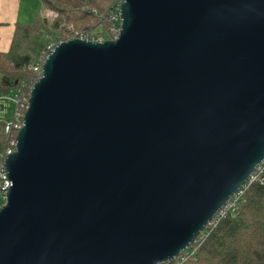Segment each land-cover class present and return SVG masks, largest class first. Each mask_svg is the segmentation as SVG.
Returning <instances> with one entry per match:
<instances>
[{
  "label": "water",
  "instance_id": "95a60500",
  "mask_svg": "<svg viewBox=\"0 0 264 264\" xmlns=\"http://www.w3.org/2000/svg\"><path fill=\"white\" fill-rule=\"evenodd\" d=\"M35 82L0 264H160L264 163V0H125Z\"/></svg>",
  "mask_w": 264,
  "mask_h": 264
},
{
  "label": "trees",
  "instance_id": "16d2710c",
  "mask_svg": "<svg viewBox=\"0 0 264 264\" xmlns=\"http://www.w3.org/2000/svg\"><path fill=\"white\" fill-rule=\"evenodd\" d=\"M33 24L18 23L8 51H0V95L18 92L30 82L46 46L71 30H100L106 38L119 26L107 13L108 0H41ZM57 12L49 21L44 13ZM97 30V31H99ZM4 121L0 120V152L6 146ZM245 189L234 214L209 229L206 238L184 252V264H264V172Z\"/></svg>",
  "mask_w": 264,
  "mask_h": 264
},
{
  "label": "built area",
  "instance_id": "2783aa9c",
  "mask_svg": "<svg viewBox=\"0 0 264 264\" xmlns=\"http://www.w3.org/2000/svg\"><path fill=\"white\" fill-rule=\"evenodd\" d=\"M125 0H108L109 2V9L108 14L110 15L111 19L114 20L116 23H121V6ZM44 16L49 21H53L57 16V12L52 10H47L44 13ZM99 30V29H97ZM94 29H81V30H71L67 33L64 37L51 41L45 48L44 53L40 57L39 61L31 65L29 68L33 70V77L30 82L25 83L20 87L17 93L11 95H0V120L4 121V133L6 137V146L0 152V209L6 203L7 200V193L12 186V182L8 177V173L6 171V160L8 156L16 151L17 148V135L20 129L24 125V117L26 110L29 105V98L31 94V90L35 84V82L42 76L43 66L48 58V56L53 52V50L63 41H68L75 38H81L86 40H92L96 42H104L109 39H116L120 34V25L117 27L115 26L114 29L110 32V38H106L103 34H100V30L97 31ZM10 103L14 106V108L9 109L11 111L10 115H6V113L2 110L3 103ZM264 172V163L257 168L256 172L254 173L251 180L246 184V186L241 189L237 194H235L231 199L227 202L225 207L215 216L213 220H211L208 226L201 232L195 242L188 247V249L184 252L187 253H194L195 250L194 246L200 242H202L210 228L216 226L223 218H225L229 214H234L237 210V204L241 200L242 195L250 183L253 181L258 180L262 181V173ZM182 252V253H184ZM182 253L174 258L173 260L165 261L160 264H184L185 255Z\"/></svg>",
  "mask_w": 264,
  "mask_h": 264
},
{
  "label": "crops",
  "instance_id": "0c3cea01",
  "mask_svg": "<svg viewBox=\"0 0 264 264\" xmlns=\"http://www.w3.org/2000/svg\"><path fill=\"white\" fill-rule=\"evenodd\" d=\"M37 11L36 0H0V51L10 49L16 25L30 23Z\"/></svg>",
  "mask_w": 264,
  "mask_h": 264
},
{
  "label": "rangeland",
  "instance_id": "374dc122",
  "mask_svg": "<svg viewBox=\"0 0 264 264\" xmlns=\"http://www.w3.org/2000/svg\"><path fill=\"white\" fill-rule=\"evenodd\" d=\"M36 1H37L38 11H39L41 9V7H42V1L41 0H36ZM33 14H34V16H33L32 21L30 23H27V24H33L34 18H35V13H33ZM9 104H10L9 102L8 103H3V107H2V110L6 113L7 116L11 114V111L8 109L9 108ZM10 107H11V105H10ZM11 108L13 109L14 106H12Z\"/></svg>",
  "mask_w": 264,
  "mask_h": 264
}]
</instances>
